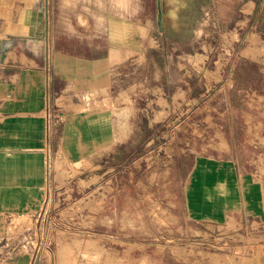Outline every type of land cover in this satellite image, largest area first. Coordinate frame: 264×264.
<instances>
[{
    "label": "crops",
    "instance_id": "0c3cea01",
    "mask_svg": "<svg viewBox=\"0 0 264 264\" xmlns=\"http://www.w3.org/2000/svg\"><path fill=\"white\" fill-rule=\"evenodd\" d=\"M227 36L224 59L217 42ZM246 67L264 82V0H0V240L10 239L0 264L34 261L30 229L17 234L10 222L9 235L10 217L56 205L60 217L43 242L57 262L67 250L72 264H264V86H246L263 102L246 114L244 142L241 112L226 101L237 98L231 84ZM198 122L208 138L192 141ZM183 141L197 147L189 169ZM132 144L155 148L133 161L135 232L65 218L94 206L99 157ZM144 192L157 196L156 222H143ZM106 196L111 207L116 197ZM228 227L236 234L212 239L203 230ZM193 231L206 245L158 246ZM79 240L99 248L85 255ZM239 241L257 245L237 254L226 246Z\"/></svg>",
    "mask_w": 264,
    "mask_h": 264
},
{
    "label": "rangeland",
    "instance_id": "374dc122",
    "mask_svg": "<svg viewBox=\"0 0 264 264\" xmlns=\"http://www.w3.org/2000/svg\"><path fill=\"white\" fill-rule=\"evenodd\" d=\"M231 32V31H229ZM236 34V31H234ZM232 34V32H231ZM234 35V34H233ZM232 35V36H233ZM230 36L224 37L218 40L217 47L219 50V53L222 54V57L225 59L229 57V49L231 46ZM234 40V39H233ZM232 40V41H233ZM231 54H234V52L231 51ZM48 56V54H47ZM203 61L200 59L197 63V65ZM242 81L239 83H236L235 80L233 84H231V89L235 90V96L236 99L230 98L227 101V105L233 107L234 110L238 108L240 110V121L237 120V126L241 127V129L237 130V133L240 134L239 140H244L247 138V116L246 114H250V109L255 105H258L259 103L263 102V99H258L259 96H262V94H259L257 92H252L246 88L248 84H253L257 87H263L264 82L262 79L258 76V73L254 67H246L242 71L241 76ZM229 86V85H228ZM230 87V86H229ZM196 89H201L200 83L195 84ZM99 94L100 91H98L97 88H94V98H91L89 100L92 101L90 104V107L93 109H98L101 104L98 101L99 100ZM86 94H84L85 98ZM229 101V103H228ZM60 104H70L69 101L64 100V98H61L59 100ZM225 103V100H218L217 104L222 105ZM228 105V106H229ZM67 106V105H65ZM232 109V110H233ZM234 110L230 113V115H233ZM250 118V116H249ZM204 126H202L199 122L193 127V129L190 131V138H192V141L195 139H198L200 141H203L204 137L208 138V134ZM189 135V134H188ZM149 138L152 137V133L148 134ZM196 141V140H195ZM145 143V142H144ZM185 142L183 141L180 152H182V160L181 165L185 166L184 168L189 169L191 166V158L194 153H196V146L195 147H189L188 145L184 146ZM241 149L245 150L248 149L245 146H241ZM155 148H148L145 144L141 146H116L111 149V151L108 154H104L100 156L98 162L96 163L95 167V177H94V188L96 190V201L94 206L91 208V210L88 212L87 206L84 204L80 207V210L76 212L66 213L67 219L74 221V222H115L112 223L110 227H107L106 230L108 231V234L112 233H118L119 231H125L128 233H134L135 227V216H134V198L141 197L140 196V188L138 184H136V178L137 177L134 174L135 166H134V160L142 155H147L154 151ZM159 155H164L165 149L164 148H157ZM194 151V152H192ZM263 152L260 150V154ZM190 158V159H189ZM58 181L61 179L60 175H58ZM145 180H149L145 178ZM92 187V188H93ZM122 188H126L124 191ZM121 191V194L118 196L119 192ZM90 191V190H89ZM105 194V195H103ZM106 194H110L111 196L116 197V199L112 200V203L110 204L111 207L107 206L104 207V198H106ZM152 193L144 194L142 195L143 198V205L146 209L144 212V220L143 222H153L157 221L159 217V210H158V200ZM140 199V198H139ZM153 205L154 210L151 209V206ZM51 209V210H50ZM45 208L42 211H39L35 215L31 214H21V215H15L11 216L10 220L6 222L8 224V234L10 235V230H14L15 228L13 225L10 226V222H13L14 225L19 226L18 233L17 234H23L26 232V229H30L31 233V241H32V248L34 252V261L33 264H39V259L41 256V252L44 248L47 249V258L48 262L45 263V259L43 260V264H62L61 261L63 260V264H72L73 258L70 255V251H63L58 252L59 262L56 260L55 252H54V245L52 243L46 244L44 241V237L51 236L52 231L50 230L52 225H54L58 218L60 217L58 214V205L52 208ZM46 210V211H45ZM141 219V218H140ZM139 219V222H140ZM118 222H130L129 226L127 228L123 227L122 229H119ZM150 230V228H148ZM140 230V228H139ZM204 231L211 233L210 238L215 239L218 235H228V234H236L235 231L231 227L226 228L224 232L221 230L216 231L211 228H203ZM6 233V236H8ZM15 234V233H14ZM144 234H150V231H144ZM177 234V233H175ZM42 236V239H41ZM209 236V235H207ZM204 233L201 232H191L188 235H181L178 234L174 237H170L165 241L158 242V246L160 249L168 248V247H187V248H198L199 245H206L204 240ZM6 241H10V239H5L3 241L0 240V247H4L6 245ZM80 243L75 246L78 248L79 252L83 251L86 255L87 250H92L95 246L96 248H99V244H91V243H84L82 240H79ZM257 245L256 243H250L246 244V242H226L227 248L232 251V253H242L244 249H248V246L251 245ZM260 244V243H259ZM248 245V246H247ZM7 246V245H6ZM5 246V247H6ZM91 246V247H90ZM90 247V248H89ZM6 250V248H4ZM9 249V248H8ZM7 251V250H6ZM0 251V256L2 253ZM36 253V254H35ZM83 255V256H85ZM45 258V256L43 257Z\"/></svg>",
    "mask_w": 264,
    "mask_h": 264
},
{
    "label": "bare ground",
    "instance_id": "6f19581e",
    "mask_svg": "<svg viewBox=\"0 0 264 264\" xmlns=\"http://www.w3.org/2000/svg\"><path fill=\"white\" fill-rule=\"evenodd\" d=\"M84 17H85V16H84ZM86 18H87V17H86ZM228 187H229V186H228ZM229 191H230V190H229ZM31 193H32V192H31ZM221 198H222V197H221ZM221 198H220V199H221ZM218 201H220V200H218ZM207 202H208V201H207ZM205 203H206V202H205ZM206 204H207V203H206ZM207 205H209V204H207Z\"/></svg>",
    "mask_w": 264,
    "mask_h": 264
},
{
    "label": "built area",
    "instance_id": "2783aa9c",
    "mask_svg": "<svg viewBox=\"0 0 264 264\" xmlns=\"http://www.w3.org/2000/svg\"><path fill=\"white\" fill-rule=\"evenodd\" d=\"M59 120H61L60 118H58ZM48 166H49V164H48Z\"/></svg>",
    "mask_w": 264,
    "mask_h": 264
}]
</instances>
